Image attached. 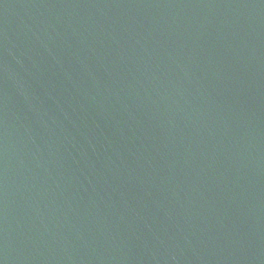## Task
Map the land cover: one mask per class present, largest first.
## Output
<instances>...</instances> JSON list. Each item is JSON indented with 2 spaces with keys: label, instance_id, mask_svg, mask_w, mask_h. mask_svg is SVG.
Listing matches in <instances>:
<instances>
[{
  "label": "water",
  "instance_id": "water-1",
  "mask_svg": "<svg viewBox=\"0 0 264 264\" xmlns=\"http://www.w3.org/2000/svg\"><path fill=\"white\" fill-rule=\"evenodd\" d=\"M0 264H264V0H0Z\"/></svg>",
  "mask_w": 264,
  "mask_h": 264
}]
</instances>
